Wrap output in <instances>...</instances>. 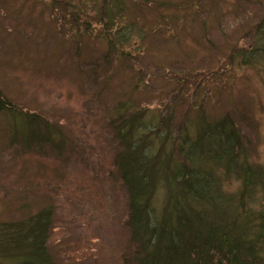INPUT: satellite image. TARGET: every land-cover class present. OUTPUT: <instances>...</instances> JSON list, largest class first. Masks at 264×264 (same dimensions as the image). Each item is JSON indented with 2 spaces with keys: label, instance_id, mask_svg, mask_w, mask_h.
I'll return each mask as SVG.
<instances>
[{
  "label": "rangeland",
  "instance_id": "1",
  "mask_svg": "<svg viewBox=\"0 0 264 264\" xmlns=\"http://www.w3.org/2000/svg\"><path fill=\"white\" fill-rule=\"evenodd\" d=\"M126 5L117 29L130 25L129 42L106 61L91 0H0V91L44 120L53 142L25 141L15 116L0 113V223L49 208L54 264H136L112 167L119 102L147 118L173 109L174 124L230 118L249 163L264 166V56L253 66L233 56L250 48L264 0Z\"/></svg>",
  "mask_w": 264,
  "mask_h": 264
},
{
  "label": "trees",
  "instance_id": "2",
  "mask_svg": "<svg viewBox=\"0 0 264 264\" xmlns=\"http://www.w3.org/2000/svg\"><path fill=\"white\" fill-rule=\"evenodd\" d=\"M91 1L108 61L129 42L130 25L117 27L131 0ZM253 33L250 48L233 55L244 66L264 56V17ZM0 113L15 116L14 132L25 141L53 143L47 123L17 110L1 91ZM113 113L112 167L126 193L125 227L136 264H264V166L249 163L230 118L207 121L197 113L174 124L173 109L147 118L130 102H119ZM230 178L238 183L234 192L224 186ZM51 228L49 208L1 222L0 264H54L47 249Z\"/></svg>",
  "mask_w": 264,
  "mask_h": 264
}]
</instances>
